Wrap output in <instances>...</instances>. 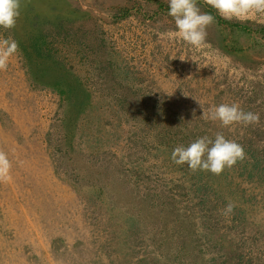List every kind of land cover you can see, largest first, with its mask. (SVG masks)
<instances>
[{
	"label": "rangeland",
	"instance_id": "374dc122",
	"mask_svg": "<svg viewBox=\"0 0 264 264\" xmlns=\"http://www.w3.org/2000/svg\"><path fill=\"white\" fill-rule=\"evenodd\" d=\"M21 4L0 28L20 48L0 71V264H264V23L197 0L215 17L198 50L164 35L168 0ZM197 101L260 122L225 128ZM218 132L245 150L232 169L172 162ZM31 158L51 179L29 177Z\"/></svg>",
	"mask_w": 264,
	"mask_h": 264
},
{
	"label": "clouds",
	"instance_id": "9594fccd",
	"mask_svg": "<svg viewBox=\"0 0 264 264\" xmlns=\"http://www.w3.org/2000/svg\"><path fill=\"white\" fill-rule=\"evenodd\" d=\"M222 18L232 21L255 19L264 23V0H204ZM168 15L174 19L175 31L167 32L168 38L180 39L195 49L206 47L207 29L215 23V17L202 12L197 0H168ZM21 0H0V28L11 31L17 25L21 15ZM20 51L19 43L11 36L0 39V71H6L10 61ZM201 108L203 105L197 101ZM195 116V110H193ZM204 119L219 121L222 127L233 125L249 126L259 124L260 115L251 111L245 112L237 103H222L211 107L208 112L203 109ZM246 158L243 146L236 141L228 140L222 133L215 138L204 136L196 139L189 146H177L171 152V160L176 165H187L191 172L205 171L221 175L226 169H232ZM12 162L8 154L0 150V183L12 180ZM235 208L229 202L221 214L225 217L232 214Z\"/></svg>",
	"mask_w": 264,
	"mask_h": 264
},
{
	"label": "bare ground",
	"instance_id": "6f19581e",
	"mask_svg": "<svg viewBox=\"0 0 264 264\" xmlns=\"http://www.w3.org/2000/svg\"><path fill=\"white\" fill-rule=\"evenodd\" d=\"M11 151L13 153L14 149H12ZM25 166H27V168L29 169V177L31 179H34L35 177H37V173H42V174H39L38 177H40L42 180H45V181L47 179H51V177H52L50 175L49 176L45 175V173L43 172V170L41 169L39 164L32 158H31L30 162H28Z\"/></svg>",
	"mask_w": 264,
	"mask_h": 264
},
{
	"label": "trees",
	"instance_id": "16d2710c",
	"mask_svg": "<svg viewBox=\"0 0 264 264\" xmlns=\"http://www.w3.org/2000/svg\"><path fill=\"white\" fill-rule=\"evenodd\" d=\"M257 165H259V162H257L256 164H254V166H257ZM261 170L263 171V169H261ZM256 174H259L257 181L264 182V174H262V172L259 171V170L257 171Z\"/></svg>",
	"mask_w": 264,
	"mask_h": 264
}]
</instances>
